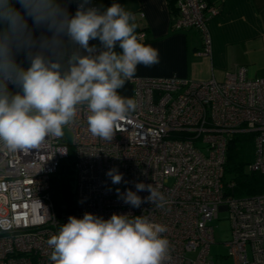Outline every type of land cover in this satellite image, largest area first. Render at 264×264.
I'll return each mask as SVG.
<instances>
[{
  "label": "built area",
  "instance_id": "1",
  "mask_svg": "<svg viewBox=\"0 0 264 264\" xmlns=\"http://www.w3.org/2000/svg\"><path fill=\"white\" fill-rule=\"evenodd\" d=\"M176 1L173 28L198 31L204 41L199 55L211 56L207 23L217 8L207 0ZM144 16L135 14V22ZM136 32L145 39V30ZM94 44L99 47L98 39ZM130 82L138 107L110 142L91 135L86 106H81L69 125L71 143L63 135L27 152L0 146V218L12 224L0 230V264H52L48 239L69 216L82 218L85 212L104 219L113 213L145 215L166 225L171 243L167 264H220L211 247L213 222L223 211L232 223L228 244L234 264H264V193L234 195V182L226 177L229 146L238 134H254L250 166L264 175V77L250 78L240 67L224 80L135 77ZM71 148L76 206L60 216L50 188ZM113 167L123 173L119 184L106 175ZM137 182L156 183L165 207L143 203L134 208L118 198L117 189L135 192ZM137 195L143 199L149 192Z\"/></svg>",
  "mask_w": 264,
  "mask_h": 264
},
{
  "label": "clouds",
  "instance_id": "2",
  "mask_svg": "<svg viewBox=\"0 0 264 264\" xmlns=\"http://www.w3.org/2000/svg\"><path fill=\"white\" fill-rule=\"evenodd\" d=\"M135 21L120 3L104 8L77 0L70 15L61 0H0V146L27 152L50 137H62L81 106H86L91 135L110 142L138 107L135 98L118 90L135 78L139 65L159 62L158 50L137 35ZM35 30L41 34L35 36ZM97 39L99 47L90 46ZM18 55L30 66L23 67ZM106 175L113 184L123 180L116 167ZM135 188L117 189L118 198L134 208L143 203L165 207L156 183L137 182ZM140 191L149 195L142 199ZM11 227L0 218V230ZM167 231L145 215L113 213L104 219L85 212L82 218L69 216L48 239L49 259L52 264H167Z\"/></svg>",
  "mask_w": 264,
  "mask_h": 264
},
{
  "label": "crops",
  "instance_id": "3",
  "mask_svg": "<svg viewBox=\"0 0 264 264\" xmlns=\"http://www.w3.org/2000/svg\"><path fill=\"white\" fill-rule=\"evenodd\" d=\"M66 2L74 15L76 0ZM96 6L107 8L120 3L134 14H145L137 25L145 30L143 42L159 52V62L150 67L139 65L135 77L171 78L207 81L213 77L224 80L228 72L246 67L250 78L264 77V0H209L217 14L208 18L212 40L211 56H200L204 41L196 30H175L174 13L169 0H92ZM19 8V5H16ZM29 25L32 21L29 19ZM138 31V30H137ZM41 30H35L39 36ZM50 35L49 33H45ZM90 46L94 40L90 41ZM17 61L28 65L23 55ZM10 89L15 90L13 86ZM122 96L134 98L130 81L118 90Z\"/></svg>",
  "mask_w": 264,
  "mask_h": 264
},
{
  "label": "trees",
  "instance_id": "4",
  "mask_svg": "<svg viewBox=\"0 0 264 264\" xmlns=\"http://www.w3.org/2000/svg\"><path fill=\"white\" fill-rule=\"evenodd\" d=\"M207 1L209 3V0ZM169 3L174 13L173 18H176L178 15L177 1L169 0ZM139 28L138 26L137 30ZM253 139L254 134H238L234 136L229 146L226 177H230V181L234 182L231 190L234 195L245 196L264 193V175L255 171L249 172L247 170L249 161L242 159V148L245 149L249 144H253ZM74 164L75 154L71 148L70 156L62 162L59 172L52 178L50 192L60 216L75 210L76 198L72 186L73 180L76 178Z\"/></svg>",
  "mask_w": 264,
  "mask_h": 264
},
{
  "label": "rangeland",
  "instance_id": "5",
  "mask_svg": "<svg viewBox=\"0 0 264 264\" xmlns=\"http://www.w3.org/2000/svg\"><path fill=\"white\" fill-rule=\"evenodd\" d=\"M64 135L67 138V142L73 141V133L69 128V125L64 129ZM254 145L249 144L245 149L242 148V159L249 161L247 164V170L251 172L250 161L254 157ZM230 180V177L228 178ZM73 189L76 187V178L72 183ZM215 243L211 247V255L220 261V264H234V258L230 253V243L233 239L232 223L230 220L229 212L223 211L220 213L219 219L213 222Z\"/></svg>",
  "mask_w": 264,
  "mask_h": 264
},
{
  "label": "water",
  "instance_id": "6",
  "mask_svg": "<svg viewBox=\"0 0 264 264\" xmlns=\"http://www.w3.org/2000/svg\"><path fill=\"white\" fill-rule=\"evenodd\" d=\"M23 67L27 68L28 66H30L29 64L28 65H22Z\"/></svg>",
  "mask_w": 264,
  "mask_h": 264
}]
</instances>
